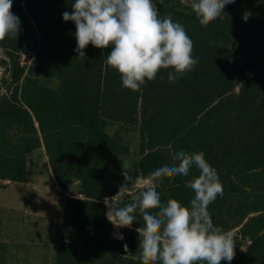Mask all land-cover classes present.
Returning a JSON list of instances; mask_svg holds the SVG:
<instances>
[{
    "label": "trees",
    "instance_id": "1",
    "mask_svg": "<svg viewBox=\"0 0 264 264\" xmlns=\"http://www.w3.org/2000/svg\"><path fill=\"white\" fill-rule=\"evenodd\" d=\"M153 2L186 29L198 64L175 82L161 70L132 91L106 62L110 47L89 44L78 56L75 24L62 16L74 0H13L21 31L0 42V179L28 181L30 155L43 147L61 187L54 264H141L139 212L116 234L103 203L124 183L122 164L150 181L174 153L203 151L224 190L209 205L211 218L235 233L230 264H264V0H236L206 27L192 0ZM198 175L193 167L188 177L155 181L162 203L188 205L186 181Z\"/></svg>",
    "mask_w": 264,
    "mask_h": 264
},
{
    "label": "clouds",
    "instance_id": "2",
    "mask_svg": "<svg viewBox=\"0 0 264 264\" xmlns=\"http://www.w3.org/2000/svg\"><path fill=\"white\" fill-rule=\"evenodd\" d=\"M162 2V0H161ZM236 0H192L191 9L202 26H208L223 13L226 5ZM13 0H0V42L19 35V17L11 11ZM73 11H65V22L75 24V51L85 57L84 49L91 44L98 49L111 48L107 64L121 76L122 86L140 91L147 81L156 79L161 70L171 69L168 80L175 82L198 64L193 57L194 42L186 29L172 16L161 17L153 0H74ZM250 13L245 12L247 21ZM172 165L161 166L150 173L151 180L130 174L131 165L122 164L124 183L117 193L105 197L106 217L114 228H131L138 221L141 264H221L235 257V233L216 226L209 205L223 196V185L217 169L203 151L173 154ZM195 167L199 175L186 181L194 193L188 205L177 199L162 203L155 181L178 176L188 177ZM143 185V187H141ZM132 188L140 190L130 202L123 199ZM118 239L123 240L120 234ZM125 252L127 244L123 245Z\"/></svg>",
    "mask_w": 264,
    "mask_h": 264
},
{
    "label": "rangeland",
    "instance_id": "3",
    "mask_svg": "<svg viewBox=\"0 0 264 264\" xmlns=\"http://www.w3.org/2000/svg\"><path fill=\"white\" fill-rule=\"evenodd\" d=\"M127 136L135 147V131ZM29 170L26 182L0 179V254L8 264H54L62 219L61 187L43 147L31 153ZM120 230L114 228V233Z\"/></svg>",
    "mask_w": 264,
    "mask_h": 264
}]
</instances>
